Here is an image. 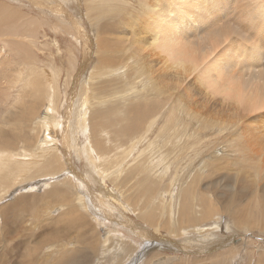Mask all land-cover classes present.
<instances>
[{
    "label": "rangeland",
    "instance_id": "374dc122",
    "mask_svg": "<svg viewBox=\"0 0 264 264\" xmlns=\"http://www.w3.org/2000/svg\"><path fill=\"white\" fill-rule=\"evenodd\" d=\"M105 1L104 0H0V13L3 10L5 11L7 10V12L5 13L4 11L3 14H6L5 18L6 16L11 15L10 16L11 18H7V19L12 20L10 22L9 21L6 22L5 29H3L4 31L0 32V35L9 33L13 37L6 41H2L1 42L2 46L4 47V49H6L9 52L10 50L14 51L17 49L14 46V44H18L16 40L18 41L20 39L23 40L21 44L18 45L19 48L20 46L23 47L19 50L18 53L10 52L12 55L13 68L15 69V71H13L12 68L13 71L12 79L14 78L18 80V83L14 84L13 87L9 88L8 90V93H10V98L8 101L9 104H7L8 107L4 106L1 102L0 106H2V112L0 113V129L7 130L11 126V124L7 125V123L5 122L2 123V121H4L3 118H8V117L17 118L18 116L21 115L22 109H26L30 107L31 103L37 106V113L33 117V120L26 122L23 126V130L21 132L23 137L19 142L17 148L11 149L12 150L11 160L9 161L13 164L21 163L22 165H25L30 168L35 164L39 165L45 161L42 155L44 149L52 148L53 150V148H56L63 156V157L59 156L58 159L66 160V161H68L67 159H69L72 164L71 166L70 164L63 163V171L61 167L57 166V171L54 175H52V177L41 176L35 179L27 180L25 182L23 181L20 184L11 183L10 185L8 184L4 186L0 185V264H2V260L4 258L8 259V257H10L9 256L10 254L11 256L13 255L10 252L11 250H6L5 248L12 249L14 246L18 244H22L24 242L26 245L22 246L19 251L17 252L15 251V253L18 252L19 253L17 254V256L12 257V260L14 262H17V264L20 263L30 264L34 261L35 257L39 256L40 258H42L46 254H48L49 258L55 261L56 259H59L61 255H63L65 252L73 249H82L81 244L83 246L85 245L88 246L92 242L94 247V253H93V257L87 264H117L118 256L121 254L122 248L118 247L116 248L113 254H110L109 253L110 247L106 246L105 242L103 241L105 238H108L110 236L113 237V233H116L117 235L121 236L123 239H125V241L129 245L134 247L135 254L130 258V262L128 264H130L131 262H133L132 264H148L149 260L152 258V256H154L155 252L156 253L161 252L162 254H164V256L173 258L174 259L173 264L176 263L195 264L196 260H200V262H202L203 264H259L260 255L264 256V208L262 206V202L257 201V199L259 198L253 197L252 195L253 192L249 194L251 192V189L248 187H251L252 185V183L250 185L251 180L249 179H252L253 182V178L251 177L248 178L247 179L248 181L245 183V185L241 183H237L238 181L237 173L240 170V167H232V169L237 170L235 172L234 170L231 169L229 170V166H231L232 163L227 162L226 161L227 159L226 160L223 159L220 162L215 161L216 157H221L223 150L224 152L226 150L228 151L230 150L231 145L233 146L232 143L227 144L226 142H221L222 141L221 138H226V137H224L225 136L224 134H218L217 131H227L229 129H232V131L230 130L226 132L232 134L234 132L233 130L235 129L234 126H236L235 118L238 116L235 115L237 113L234 115L235 117L232 116V114L235 112H233L231 115H228L231 113L232 110H228V109L225 110V108L219 106L217 108L216 115L215 114L213 115L214 119L212 122L217 124V126L214 128L215 129L214 131H216V133L214 131H206L199 126L198 124L199 121L191 117L190 115H185V113H183V115L180 116V111L172 113V115H174L175 117L172 116L171 113H168L167 115L165 114L162 115L161 112H156L159 110H156L154 108L160 107L164 102L163 99L159 96L154 95L153 91L150 92L151 89L148 84H140V85L138 84L135 86L134 90H132L133 89L132 85H134V81L132 80L131 78L132 75L130 73H128L130 75L125 74L122 76L121 75L119 76L118 74L117 77L119 78L115 77V79L113 78L114 75L106 76L104 74L105 72H103V70L105 71L106 65L103 67L100 66L97 55V51H99L102 56L105 54L104 49L102 48L100 49L99 47H97V42H100L99 36L100 34L102 35L103 28L104 30H106L107 28L110 29L111 27L118 28L119 27V25H117L118 18L122 17L124 21L127 22L128 18L131 19V17L133 18L134 16L139 15V9L141 7L139 6L138 0H129V2L128 0H109L107 1V3ZM111 1L114 3H112ZM224 1L222 0L223 4H221L222 2L221 3H219L218 1L215 2V5L218 2L217 8L220 11V13L219 11H217L219 14H217V12L215 13L216 15H218V20H219L218 21L219 23L217 24H220L221 21L220 26H225V27L227 26V28L229 29L235 27L236 30L234 31L239 34H233L232 37L234 35L240 36L241 32L244 33V35L243 34L241 35H243V37L245 36L244 37L245 39L247 38L246 40L249 42L248 46L250 47L257 42L261 43L262 39L256 41L255 37H253L255 33L254 31H256L255 29H253V27L259 26L258 25L259 20L262 22V17H264L263 12L261 18L257 17L258 14L255 11V8L257 9L258 8L257 6L262 4L261 2L264 1L263 0H248V1L224 0ZM252 1L257 2V4L255 5L256 7L249 6V3H251ZM210 2H211L210 0H206L201 7L208 6ZM122 3H124V5L126 6L122 5ZM129 6L133 9H131ZM109 7L110 10L112 9L111 10L112 12L109 11ZM137 7L139 9H137ZM115 8L118 10H116ZM119 8L121 9V11L126 10L127 12L125 14H121ZM224 11L226 12V14ZM201 12L202 11H200V13ZM249 12L251 13L249 14ZM1 14L0 17L2 16L4 17V15ZM250 15L251 17H253L254 19L253 22L255 23L254 25L256 26L252 24L253 19L250 20L249 17ZM196 18H197L196 15L193 16V20H195ZM213 18H214L213 16H210V21L209 18L206 20V22H209L210 25H207L205 23L204 24L205 29L208 26H211V24L212 25L214 24L215 19ZM228 18L230 19L228 20ZM239 19L243 21L246 20L245 23L243 22L244 25L243 23H241V20ZM225 22L227 23V25ZM250 24L251 26L252 25L253 26L250 27ZM263 26L264 24L261 25L260 28H262ZM243 27L245 28V32L248 33L243 32L244 31ZM249 27L251 30L249 29ZM228 31L229 33H231L230 30ZM183 32H185V30ZM204 33H205L204 31L198 32L197 36H195L196 39L198 38L199 40L198 36H200V38L202 37V39H200L199 41H202ZM260 36L263 38L264 41V36L262 35V32ZM16 37L18 39H16ZM232 37H230L229 41L227 40V42H225L222 48H220L218 51L221 52L224 51L225 49L228 50V49L236 48L234 50H237V52H235L232 49L233 52H231L230 59L233 58V61L236 60L237 62L239 61L238 59L239 53H242L240 49L242 48L243 45L242 43L244 42L240 43L239 40H236L237 37H233V38ZM101 39L109 40L107 41L109 42L108 43L109 46L110 45L112 46L113 44H116V47L118 46L117 42L116 43L113 42L116 41L115 37L108 36V34H105V32L101 36ZM263 43L264 42L261 43L263 47L260 50L263 57V61L258 63L260 70L264 68ZM91 50L94 52L95 55L93 60L91 57H88ZM226 50L224 51L225 53L221 52V54L225 55ZM119 52L120 50L112 49L109 52L110 54L108 53L109 55L108 59L110 60L114 59ZM111 54L114 55V58L112 57ZM128 54H130V52ZM244 55L241 56V58L239 57L241 59L240 61L242 60L246 61L245 59L247 55L245 57ZM125 56L127 55H124L122 58H125ZM222 59L224 60V58ZM256 59L257 58H255V61ZM87 62L90 63H89L88 72L86 73L85 78L83 77L84 80L82 78L81 81L79 82L77 81L79 84L77 82H75L76 83L75 84L74 83L75 75ZM230 63L231 62H229V64ZM128 66L126 67L127 70L129 68V70L131 71L130 68L131 66L130 65ZM241 66H239L238 69H235V72L236 70L240 71V68L244 67L245 64L242 67ZM257 66L255 68L258 70V71L256 70V73L259 72ZM98 67L99 69L101 68V71L103 72V75H105V77H103L101 74H98L99 73V71L97 70ZM33 69H35V71ZM233 69L231 68L229 69V71L233 72ZM96 72L99 76L96 74ZM119 72H122V70H119ZM41 78H42V82L40 80ZM50 78L53 79L50 80ZM94 78L95 81L93 82V84L95 85V87L98 89L99 92V93L97 92L96 95L101 100L99 99L94 100L95 98L92 97L88 99L87 100L88 102L84 105L83 103L85 98L84 88L86 85V80L87 79L94 80ZM127 78L129 82L125 81L127 80ZM46 80L48 85H46ZM115 80L117 82L121 80L118 83L120 84V82H122V84L119 85ZM192 80H193L192 78L191 79L188 78L186 80V83L191 84L193 82ZM37 82L39 83V85L41 83V85L47 86V89L45 87H42L41 85L39 89V85ZM115 82L118 84V86L117 84H115ZM135 83L137 84L139 83V81ZM50 87L52 89L51 95L56 96L54 101L52 98H48L46 94L47 90ZM55 87L56 89H58V91L54 90ZM142 87H147V88L144 89ZM37 88L40 94L37 92ZM113 88L116 91H114ZM137 88L138 91L135 92ZM69 92L72 94L71 97L73 96V112H72L71 121L72 123H74V125L72 124L73 126L72 129H73V141L75 145L73 146L74 148L72 147V150H70V152H67L66 149L63 148V140L61 139L60 135L57 134L52 135L53 137H55L53 139H51V137L48 136V133L51 132L50 130L51 128L50 127L48 128L47 131L48 133L46 132V129H47V124L49 123L51 118H47L46 114L49 113L48 108L51 106L54 107L55 104L58 109L62 105H66V103L62 99L59 103V96L60 95L63 96ZM112 92L116 98L118 97V99H120V97H122V99L114 100L115 97L114 95L112 96ZM121 93H124V95L122 94L123 95L122 96ZM135 93L138 94L136 95ZM194 93H197V90L195 88H194ZM128 94L130 95L129 97ZM132 94H134L133 95L134 98ZM144 94L147 96H145ZM135 97L136 98L138 97L139 99L138 98L136 99ZM151 97L152 100H150ZM102 98L106 100L104 101ZM107 98L109 99L108 100L109 103L107 102L106 104ZM142 98L143 100H141ZM112 100L115 103L112 104L111 102ZM117 101H119V103ZM149 101L155 103V105L152 106L151 108L154 110L156 114V115L154 114V117L157 115L158 116L153 119L155 123L153 125L152 130H150L151 129L150 128L148 130L149 133L145 132L146 135H144L143 141L141 143L137 139V137L141 133V128H138L139 130L135 133L133 139L126 141L124 143L122 142L123 144H125L127 147H129L131 150L135 152L134 154L132 153L133 157H131L132 156L131 155L129 159L126 160L122 154L123 150H120L118 147L114 148L121 141H119V138H117L113 133L115 132V130L118 129V127L120 128L122 125H125L129 122H130L129 125L132 124L134 121V117H133L134 115H132L131 112L136 110V107L145 106L147 104L146 102ZM97 102L99 104H96ZM160 102H162V104ZM100 104H102L103 106L101 105L102 106L101 107ZM263 104L264 102L262 103V105ZM105 105L106 106L108 105L107 110L105 108L106 107ZM121 107L124 108L125 110L122 109ZM90 109L91 110L93 109V111H91ZM116 109L118 110V114L116 113L117 112ZM242 109L243 108L240 109L241 112H243ZM248 109L250 108H247L246 111H250ZM62 110L64 112L63 115L65 116L66 113L68 112L64 111V108ZM224 110L227 116L221 117L225 115L223 114ZM88 111L93 115L90 114ZM255 111L256 112L253 113L251 109L250 111L251 113L249 112L251 116L247 112V115L245 114L246 115L245 117H244V113L243 114L240 113L241 122H243L242 117L244 118L245 122H248L247 120H250L251 118L254 117L253 114L257 115L258 113V116H260L258 120L260 122L259 123L257 122L258 123L257 131L258 133L260 132V134L261 133L263 134L264 110L262 112V110L260 109L261 111L260 114L262 115H259V111L258 112L257 110ZM94 112L97 113L94 114ZM105 112H107V114ZM159 113H161L160 116ZM97 114L98 115L100 114L101 116L100 115L98 116ZM248 115L249 117H251L250 119H248L249 118L247 117ZM95 117L98 119H96ZM225 118L227 121L225 120ZM227 118H230L232 120L234 118L233 122L234 121L235 122L233 123L232 120ZM64 119L65 118H62V116L58 118V125L60 127H63ZM170 119L171 121L168 122ZM111 120L114 121L115 123L113 122L114 123L113 124L112 122H109ZM224 120L226 121V123H224ZM79 121L81 123L80 124L81 128L76 126L78 125ZM252 121L253 119H251V122ZM172 123L173 125L176 124L177 127L176 125L173 126ZM230 124L232 125L233 128L230 127L231 126ZM92 125L95 126L96 129ZM56 127L57 126L53 125L52 130L53 128ZM77 127L79 129H77ZM260 127H263V130H261ZM259 128L261 131L259 130ZM94 130H96V132ZM102 130H104V132ZM166 130L167 131L170 130V131L167 132ZM175 131H178L177 134L178 136L184 135L183 136L184 140L182 139V136L179 137L180 139H182V144H184L182 146H184V149L182 148V146L177 147L179 152L176 149L175 151L177 152L174 154L171 145H174L177 142V140H173L171 139V137L173 138V136H176L174 135L175 133H177ZM108 133H110V138ZM166 133L171 134V136H169ZM164 135L165 136L167 135L166 138L164 137ZM94 136H98V137L100 136L101 139L105 137L104 138L105 140L103 139L102 141L104 142L106 141L105 142L106 145L110 147L109 154L102 153L101 151L98 150L95 144ZM161 136H163L161 140H163L164 144H167L168 140L170 141L171 145L168 142L166 148L167 150L170 151L161 150V145H159ZM127 138L128 137H126V139ZM113 139L114 142H116L118 139V142H116L117 144L113 142ZM107 141H112L114 144H111L112 142L110 143ZM152 142H157L159 149L157 148L156 152H146L149 144ZM220 142L221 144H219ZM123 144L120 143L119 145H123ZM134 145L135 147L133 148ZM191 145L193 146L191 147ZM2 147L5 148V146ZM3 151L4 150H2V152ZM68 154L70 157H68ZM138 154L144 157L140 160V162L145 161L144 160L145 157L146 159L150 157L161 158L160 160L162 159L166 160L169 157L170 160L173 161L176 156L178 158L175 159L176 161L174 162L171 161L172 165H170V162H167L163 167L165 170H162V168H160L159 172L160 173L162 172L161 173L162 177L161 174L160 176L157 177L156 174L153 175V173H155L154 172L155 169L152 170L151 167L150 168L147 167L150 165L149 163L143 164L136 159ZM156 161L159 162L158 160ZM222 162L227 163V165ZM88 164L94 165L95 167L103 170V172L107 173L109 177L104 180L103 185L109 189L116 190L117 192V195L108 192V195L110 194V201H111V206L113 208V212H107L106 210H104L105 211L104 215L106 214L105 217L107 216V214H109L108 215L109 218L112 217L116 218L118 219L117 220L118 223L122 224L126 219L124 217L129 216L128 219L129 218L130 220L132 219L131 221L135 223L134 225L136 227H138L136 231L144 235L141 236V235H137L135 232L124 230L125 228L123 227L120 228L116 222L115 224L120 229L117 232H115L113 230L112 225L110 224L108 217H106L108 220L101 217L99 215V212L95 209L92 210L91 207L89 211H86L83 208L86 205H88L90 202L89 191L88 189L82 190L79 185L69 180L68 176H70L75 171L76 177L78 176L80 177V179H82V181L84 180L85 182H87L86 179H84L83 170ZM221 164L222 167H224L223 165H226L225 166L226 169L222 168ZM217 166L218 167L220 166L223 170L220 167L217 168ZM139 167L140 169H138ZM32 169H35V167L31 168L30 170L32 171ZM146 172L147 175H145ZM8 174L9 173L6 172L0 173V175H6V176ZM23 175L25 177L27 174L23 173ZM115 177L116 180H114ZM150 184L152 187L150 186ZM254 185L255 186L254 187L252 186V188L255 189L256 195H262L263 197L264 182L262 183V179L260 178L256 179ZM3 189L5 190L3 191ZM97 189L98 188H95V190L93 189V194H91V197L93 199L95 198L94 194L95 193L97 194L99 192ZM200 195H203V197L205 196V198L207 197L206 203L211 202V204H213L210 208V210L212 209L210 211L211 212L210 215L212 217H210L206 221L207 223L205 225H203L205 223L204 222L202 224H199L197 227L195 226L192 227L188 225L186 227L183 226V229H180L179 225H181V210L183 207L182 205L190 204L194 207H197L194 208V212L199 213L198 211L200 210V208H198L199 207L198 204L200 205V201L198 203L197 199ZM235 195L244 197V200H242L241 202L239 203L235 202L236 204L235 206L241 209L240 212L245 210L243 212L244 217L242 221L241 220L239 221V224H237L235 220L233 221L234 219L233 216H229L227 214L222 213V209L228 206V204L232 202L231 196H235ZM113 196H115L114 198L116 199H114ZM120 201L121 203H119ZM127 203H131L132 210H134L136 214H140V216L146 215L149 212H156L157 213L156 219L158 220V223L164 222V225L168 227L164 228V226H161V228L157 230L156 227L151 226V224L147 222H143L141 219H139L138 215H136L134 212L131 213L132 212L131 211L130 212L131 214H129L126 210L129 209ZM203 208L204 207L202 206V209ZM71 213H75L80 216H83L84 220H86L88 223L86 225V228L85 227L82 228L81 225L75 224L73 226L68 227V229H66L67 224H65L63 221H65L64 219L66 218L65 222L68 223L69 219L67 220V218L72 216ZM218 213L219 216H216V214L218 215ZM121 214H123L124 216ZM207 217L208 216H206V218ZM63 224H65V228ZM6 226H8L10 229L6 230ZM7 231H9V233ZM81 233H83L84 236ZM93 233H96L94 234L95 238L93 237ZM210 233H213L215 235V239H214L215 242H210V243L204 242L203 237H205L206 240L211 241L209 236ZM56 234L59 235L61 234V236L64 235L65 237L67 236L68 237L66 238V240H62L61 236L59 238L58 235L59 238L58 240ZM66 234L68 235L66 236ZM183 234H188V235L191 234L190 238H192V240H186L181 242V240L185 239V237H183ZM91 235H92V241H90ZM69 236L71 237L69 238ZM97 236L99 237V239ZM56 238L57 240H55ZM168 238L171 240H169ZM12 239L13 242H11ZM95 239H97V241ZM21 240L24 242H22ZM44 240L45 242L51 240L53 241L54 244L45 245L41 249L37 250L30 258H27L25 256L26 252L29 249L41 245ZM173 240L178 241L176 243H179V247L175 246L171 242ZM69 241L70 244H67ZM10 258L8 259L9 262H10ZM179 258L180 260H178ZM262 264H264V259H262Z\"/></svg>",
    "mask_w": 264,
    "mask_h": 264
},
{
    "label": "bare ground",
    "instance_id": "6f19581e",
    "mask_svg": "<svg viewBox=\"0 0 264 264\" xmlns=\"http://www.w3.org/2000/svg\"><path fill=\"white\" fill-rule=\"evenodd\" d=\"M107 1H109V0H106L105 2L107 3ZM138 1H139V6L141 7L140 9L137 7V9H139V15L138 16H134L133 18L131 17V19L128 18L127 22H125L122 17L118 18L117 19V21H118L117 25H119L118 28L111 27L110 29L107 28L106 30H104V28H103V30H102V35L105 32V34H108V36H114L115 37L116 41H113V42H115V43L117 42V44H118L117 47H116V44L109 46L108 45L109 42H107L109 40L101 39V36H102L101 34L99 36L100 42H97V47H99L100 49L101 48L104 49L105 54L102 56L100 54V52L97 51V55H98V61H99L100 66L103 67L106 65L105 71L102 68L103 72H105L104 74L106 76H113L114 75L113 78L115 79V77H117L118 74H119V76L120 75L122 76V75L130 73L132 75L131 78L134 81V85H132V87H133L132 90H134L135 86L138 84L139 85L140 84H148L150 89H151L150 92L153 91L154 95L159 96L163 99V101H164L163 104H162V102H160L162 105L160 104L161 105L160 107L154 108L156 110H159L156 112H161L162 115L163 114L167 115L168 113H171V115H172V113L180 111V116H182L183 113H185V115H190L191 117L198 120L199 126L203 130H206V131H214L215 130L214 128L217 126V124L212 123L213 119H214L213 115L214 114L216 115V111H217V108L219 106L222 108H225V110L226 109L232 110L230 114H228L229 113V111H228V113H227L228 115H231L233 112H235V113H233L232 116H234L236 113L239 114V115H237V114L235 115V116L239 117V120H238V117L235 118L236 122L235 121L234 122H235L236 126H234L235 129L233 130L234 132L232 134L226 133L227 131H230V130L232 131V129H229L227 131H217L218 134H224L225 135L224 137H226V138H221L222 139V141L220 140L221 142H226L227 144L232 143L233 146L231 145V148L228 151L226 150L224 152V150H223L221 157H216L215 161L220 162L223 159H225V160L227 159L226 160L227 162L232 163V165L229 166V170L230 169L234 170V169H232V167H240V170L241 169L242 170L241 171L239 170L237 173V179H238L237 183H241V184L245 185V183L248 181L247 180L248 178H250V177L253 178V182H252V179H249V180H251L250 185L252 183L251 187H248L251 189V192L249 194H251L253 192V194H252L253 197L259 198V199H257V201L262 202V206L264 208V196L262 197V195H256L255 189L252 188V186L253 187L255 186L254 183H255L256 179L260 178V179H262V183L264 182V133L260 134V132L258 133V131H257V129H258L257 124L260 122L258 120L260 117V116H258V113H257V115L253 114L254 115L253 118L249 117V115L251 113L250 112L251 109H252L253 113L256 112L255 110H257V112L259 111V115H262V114H260V112H261L260 109L262 110V112L264 110V108H263L264 104L262 105V103L264 102V71H263L264 68L262 70H260L259 64H258L261 61H263V57H262L260 50L263 47V45L261 43L264 41H263V38L260 36V34L262 32V35L264 36V26L262 28H260V27H261V25L264 24V20H263L264 17H262V22L259 20V22H258L259 26L258 27H253V29L256 30V31H254L255 33H254L253 37H255L256 41H259V39H262L261 43L257 42L253 46L250 47V46H248L249 42L246 40L247 38L245 39L244 38L245 36L243 37L244 33L241 32V34H243V35L240 34V36L239 35L233 36V37H237L236 40H239L240 43L244 42V43H242L243 45H242V48L240 49L242 51V53H239V55H238L239 61L236 62V60L233 61V58H231L232 60L230 59L231 52H233L232 49L234 50L236 48L231 47L232 49H228V50L225 49L226 50L225 55L221 54V52L225 53L224 49H223L224 51H221V52L218 51L220 48H222L224 43L227 42V40L229 41L230 37H232L233 34H239V33H236L234 31V30H236L235 27H234L235 29L233 27H232V29H229V28H227V26L226 27L220 26L221 21H220V24H217V23H219L218 22L219 21L218 15L215 14L217 11H219L217 8V3L218 2L221 3L222 0H210L211 2L206 7H204V6L201 7L202 4L206 0H150V1L149 0L148 1L138 0ZM216 1H218V2L215 5ZM241 1H243V0H241ZM128 2H129V0H128ZM112 3H114V2H112ZM261 3L262 4L257 6L258 7L257 9L255 8V11L258 14L257 17H260V18L262 16V12L264 14V2H261ZM221 4H223V2ZM256 4H257L256 1H252L251 3H249V6L252 7V6H255ZM122 5H124V3H122ZM204 5H206V4H204ZM111 6H112V4H111ZM124 6H126V5H124ZM120 7H121V5H120ZM133 7H135V6H133ZM229 7H231V6H229ZM123 9H124V7H123ZM131 9H133V8H131ZM111 10L109 7V11H111ZM116 10H118V9H116ZM119 10L121 11L120 8H119ZM4 11L5 10H3L1 13L3 14ZM113 11H115V10H113ZM200 11H202V12L200 13ZM6 12H7V10L5 11V13ZM126 12L127 11L125 10V11H121L120 13L125 14ZM219 13H220V11H219ZM219 13L217 12V14H219ZM250 13L251 12H249V14ZM225 14H226V12H225ZM3 15H4V17L3 16L0 17V32L4 31L3 29H5L6 22L12 21V20L7 19V18H11L10 17L11 15L6 16V18H5L6 14H3ZM195 15L197 18L195 20H193V16H195ZM210 16L214 17L213 19H215V22L213 25L211 24V26H208L205 29L204 28L205 23L207 25H210L209 22H206V20L208 18L210 21ZM249 17H250V20L253 19V17H251V15ZM240 18H242V17H240ZM229 19L230 18H228V20ZM188 20H190L191 22ZM239 20H241V19H239ZM245 21L241 20V23H243V22L245 23ZM253 21H254V19L252 20V22ZM244 23H243V25H244ZM247 23H248V21H247ZM252 24L254 25L255 23L253 22ZM256 24H257V22H256ZM122 25H124V26H122ZM223 25H225V24H223ZM226 25H227V23H226ZM229 25H231V24H229ZM252 26L250 24V27H252ZM254 26H256V25H254ZM250 27H249V29H250ZM239 28H238V30H239ZM183 29L185 30V32H183L184 31ZM260 29H261V31H260ZM262 29H263V31H262ZM228 30H230L231 33H229ZM241 30H243V29H241ZM200 31L205 32L203 35L202 41H199L200 39H202V37L200 38V36H198L199 40H198V38L196 39V37H195V36H197L198 32H200ZM246 31H248V30H246ZM243 32H245V28H244ZM245 33H248V32H245ZM241 36H242V39H241ZM11 38H13V37L9 33L4 34V35H0V105L2 102V104L6 107H8L7 104H9L8 101L10 98V93H8V90H9V88H12L14 84L18 83V80L14 79V78L12 79V77H13L12 72L15 71V69L13 68L12 55L10 52L18 53L19 50L21 48H23L21 46L19 48V46H18L19 44H21V42L23 40L20 39L21 41L20 40L18 41V40H16V39H18L16 37L15 40L18 42V44H14V46L17 49L14 51L10 50V52L7 51L6 49H4L1 42L6 41V40L11 39ZM102 44H103V46H102ZM120 44L124 45V46H121ZM114 45H115V47H114ZM112 49L113 50H120V52L118 53V55L116 54L117 56L115 58H114V55L111 54L114 59L110 60V59H108V56H109L108 53ZM122 49H124V50H122ZM234 51L237 52V50H234ZM129 52H130V54H128ZM244 54L247 55V57L245 59L246 61H244V60L240 61L241 56H243ZM124 55H127V56H125V58H122ZM246 55H244V57ZM94 56H95L94 52L91 50L88 57H91L93 60ZM223 56H225V57H223ZM112 57H110V58H112ZM222 58H224V60ZM255 58H257L256 61H255ZM229 62H231V63L229 64ZM234 62H236V63H234ZM89 63L90 62H87L85 65H83V67L80 69V71H78V73L75 75L74 83L77 81L78 82L81 81L83 77L85 78V75L88 72ZM244 64H245V66L242 67ZM128 65L131 66L130 67L131 71L129 70V68H128L129 71L127 70L126 67ZM239 66H241L242 68H240V71L236 70V72H235V69H238ZM256 66L259 69V72H257V73H256L257 69H255ZM261 66H260V68H261ZM99 67L97 69L99 71L98 74H101L103 77H105V75H103V72L101 71V68L99 69ZM12 68H13V71H12ZM231 68L232 69L234 68L233 72L229 71V69H231ZM33 70L35 71V69H33ZM119 70H122V72H119ZM254 70H255V72H254ZM96 74H97V72H96ZM130 74H128V75H130ZM23 77H25V76H23ZM84 78H83V80H84ZM95 78H94V80L93 79H87V80L85 79L86 85L84 88V95H85L84 102H83L84 105L88 102L87 100L92 98V97L95 98L94 100H97V99L101 100L96 95V93L98 92V89L93 84V82L95 81ZM106 78H108V77H106ZM117 78H119V77H117ZM117 78H116V80H117ZM120 78H122V77H120ZM128 78H127V80H125L126 82L128 81ZM188 78L193 79L192 80L193 82L191 84L186 83V80ZM51 79H53V78H50V80ZM111 79H109V80H111ZM124 79H125V77H124ZM40 80L42 82V78ZM102 80H103V78H102ZM121 80H119V81H121ZM137 81H139V83L136 84L135 82H137ZM72 82H73V79H72ZM116 82H115V84L118 83V82L117 83ZM84 84H85V82H84ZM118 84H117V86H118ZM120 84H122V82H120ZM38 85H39V83H38ZM40 85H41V83H40ZM40 85H39V89H40ZM46 85H48L47 80H46ZM41 86L45 87L47 89V86H44V85H41ZM142 88L145 89L147 87H142ZM194 88L197 90V93H194ZM139 89H140V87H139ZM54 90L58 91V89H56V87L54 88ZM71 90H72V88H71ZM113 90H114V88H113ZM114 91H116V90H114ZM137 91H138V88L135 90V92H137ZM37 92L40 94L38 88H37ZM43 92H45V91H43ZM51 92H52V89L50 87L47 90L46 94H47L48 98H52L54 101L56 96L51 95ZM113 92H112V96L114 95ZM138 93H135V94L137 95ZM110 94H111V92H110ZM122 94L124 95V93H121V95ZM71 95L72 94L70 92L66 93L63 96L60 95L59 96V103L62 99L66 103V105H62L58 109L56 104H55L54 107L51 106L48 108L49 113L46 114L47 118H51L49 123L47 124V129H46V132H47L48 128L49 127L51 128L50 129L51 132L50 133L47 132L48 136L51 137V139H53L55 137H53L52 135H55V134L60 135L61 139L63 140V148L66 149L67 152H70V150H72V147L75 145V143L73 141V129H72V127H73L72 124L74 125V123H72V121H71L72 112H73V96L71 97ZM74 95H75V92H74ZM133 95L134 94H132V96ZM144 95H143V97H144ZM117 96H118V94H117ZM129 96L130 95L128 94V97ZM145 96H147V95H145ZM149 96H151V95H149ZM100 97H101V95H100ZM114 97H115V95H114ZM108 98H107L106 104H107V102L109 103ZM115 98H114V100H121L122 99V97H120V99H118V97L116 99ZM133 98H134V96H133ZM46 100H47V98H46ZM141 100H143V98ZM148 100H149V97H148ZM150 100H152V97ZM134 101H135V99H134ZM18 102H19V100H18ZM98 102H100V101H98ZM98 102L96 104H99ZM101 102H103V101H101ZM111 102H112V104L115 103L113 100ZM117 102L119 103V101H117ZM123 102H125V101H123ZM139 102H140V100H139ZM103 103H105V102H103ZM146 103L147 104L145 106L136 107V110H134L133 112L130 111L131 114L134 115L133 116L134 121L132 124L129 125V123H130L129 122L125 125H122L120 128L118 127V129L115 130V132L113 133V134H115V136L117 138H119V141H121V142H119V144L120 143L123 144L124 142L133 139V136L139 130L138 128H141V133L137 137V139L141 143L143 141L144 135H146L145 132L149 133L148 130L150 128H151L150 130H152L153 125L155 123V121H153V119L156 118L158 115L154 117L155 112L151 108L152 106L155 105V103L151 102V101L146 102ZM50 104H51V102H50ZM123 104H121V105H123ZM101 105L102 104H100V106ZM107 106L105 107L106 110L108 109ZM131 106H132V104H131ZM63 108H64V111L68 112V113H66L65 116L63 115L64 114V112L62 110ZM241 108H243L242 109L243 112H241V110H240ZM247 108H250V109H248L250 111H246ZM118 109H120V108H118ZM122 109H124V108H122ZM253 109H254V111H253ZM225 110H224L223 114H225ZM91 111H93V109ZM116 111L115 112L118 114L117 109H116ZM1 112H2V106H0V113ZM127 112H128V110H127ZM247 112L249 114L247 116V117H249L248 119L251 118V119H253V121L251 122V119L250 120L246 119L248 122H245L244 118L242 117L243 122H241L240 113H242V114L244 113V117H245L247 115ZM36 113H37V106L34 105L33 103H31L30 107H28L26 109H22L21 115L19 114L20 116H18L17 118H9V117L3 118L4 121H2V123L5 122V123H7V125L11 124V126L7 130H1L0 129V152H2V150H4L2 153H0V173L6 172L9 174L7 176L6 175H0V185H3V186L6 184L10 185L11 183L12 184L13 183L20 184L23 181L25 182L27 180L35 179V178H38L41 176L52 177V175H54L57 171V166L61 167L62 171H63V163L64 164H70L72 166L69 159H67L68 161L58 159L59 156H61V157H63V156L60 154V152L56 148H53V150H52V148L44 149L42 155H43V158L45 161L39 165L35 164L34 166H31L30 168L25 166V165H22L21 163L13 164L9 161V160H11V153H12L11 149L17 148L19 142L21 141V139L23 137L21 132L23 130L24 124L28 121H32L33 117L36 115ZM96 113L97 112H94V114H96ZM105 113L107 114V112H105ZM116 113H115V115H116ZM161 113H159V116ZM90 114H92V113H90ZM17 115H18V113H17ZM61 116H62V118H65L64 122H63V127H60L58 125V118ZM106 116H108V115H106ZM172 116H174V115H172ZM225 116H227V115L225 114L224 116H221V117H225ZM104 118H106V117H104ZM166 118H167V116H166ZM92 119H94V118H92ZM96 119H98V118H96ZM101 119H102V117H101ZM171 119L168 122H170ZM227 119H230V118H227ZM202 120H204V121H202ZM225 120H226V118H225ZM225 120H224V123H226V121H227V120L226 121ZM230 120H232V119H230ZM233 120H234V118H233ZM233 120H232V122H233ZM109 122L113 123L114 121L111 120ZM173 123H175V122H173ZM173 123H172V125H173ZM204 123H205V125H204ZM80 124L81 123L79 121L78 125H76V126L80 127ZM53 125H55L57 127L53 128V130H52ZM175 125H173V126H175ZM223 125H225V124H223ZM226 126H227V124H226ZM256 126H257V128H256ZM260 126H262V125H260ZM78 127H77V129H79ZM93 127L95 128V126H93ZM171 127H169V128H171ZM176 127H177V125H176ZM230 127L233 128L232 125ZM260 128H261V130H263V127H260ZM260 128H259V130H260ZM225 129H227V128H225ZM172 130H173V128H172ZM218 130H221V129H218ZM94 131L96 132V130H94ZM102 131L104 132V130H102ZM168 131H170V130H168ZM175 132H177V133H175ZM175 132H174L175 134L174 133L173 134L176 136H173V138L171 137V139L177 140V142L174 145H171L170 141L168 140L169 144L172 146L174 154L177 151L179 152L177 147H181L182 145H184V144H182V139H183L184 135L178 136L177 135L178 131H175ZM214 132L216 133V131H214ZM161 133H162V131H161ZM181 133H183V132H181ZM166 134L171 136V134H169V133H166ZM108 135L110 138V133H108ZM106 136H107V134H106ZM166 136L164 135L165 138H166ZM181 136H182V139L179 138ZM126 137H128V138L126 139ZM104 138L105 137H103L101 139L100 136L99 137L94 136L95 144H96V147L98 148L99 151H101L102 153H105V154H109L110 153V147H108L106 145V143H105L106 141L105 142L102 141ZM162 138H163V136L160 137V142H159L160 143L159 145H161V150L170 151V150L166 149L168 142H167V144H164L163 140H161ZM107 142L111 143L112 141H107ZM113 142H114V139H113ZM113 142L111 144H114V143L117 144L116 142H118V139L116 142H114V143ZM164 142H165V140H164ZM183 142H186V141H183ZM221 142L219 144H221ZM119 144H117L116 146L114 145L115 146L114 148L118 147L120 150H123L124 152L122 151V154L126 160L129 159V157L132 155V153L133 154L135 153L133 150H131L125 144H123V145H119ZM2 146H5V148ZM192 146L193 145H191V147ZM201 146H202V144H201ZM134 147H135V145L133 146V148ZM225 147H227V146H225ZM157 148H158L157 142H152L149 144L146 152H156ZM182 148L184 149V146H182ZM164 149H166V150H164ZM176 149H177V151H175ZM185 149H186V146H185ZM67 152H66V154H67ZM68 157H70L69 154H68ZM131 157H133V155ZM142 158H144V157L141 156L140 154H138V156L136 157V159L139 162ZM177 158L178 157L176 156L174 158V161H176L175 159H177ZM160 159L161 158H154V157H150V158L146 159V157H145V159H144L145 161H141L140 163H143V164L149 163L150 165L147 166V164H146V166L149 168L151 167L152 170L155 169L156 171L154 170L155 173H153V175L156 174V176L158 177L162 173V172L161 173L159 172V169L162 168V170H165L163 168L165 166V164L167 162H170V165H172L171 161H173V160H170L169 157L166 160H163V159L160 160ZM156 160H158V161L160 160V161L157 162ZM134 161H136V160H134ZM133 163H135V162H133ZM222 163H224V162H222ZM114 164H115V162H114ZM224 164L227 165V163H224ZM226 165H223L224 167H222V164H221V167L226 169V167H225ZM139 166H141V165H139ZM34 167H35V169H32V171H31L30 169L34 168ZM135 167H136V165H135ZM219 167L217 166V168H219ZM138 169H140V167ZM138 169H137V172H138ZM146 170H148V169H146ZM234 171L236 172L237 170H234ZM83 172H84V179H86L87 182H85L84 180L82 181V179H80V177H78V176L76 177L75 171L70 176H68V179L71 180L73 183L79 185L82 190L88 189L90 202L88 205H86L83 208L86 211H89L90 207H91L92 210L93 209L97 210L101 217L107 219L106 217H108L109 214H107V216L105 217L106 214L104 215V213H105L104 210H106L107 212H113V208L111 206V201H110V194L108 195V192L114 193V195H117L116 190L109 189L103 185L104 180L107 179L109 177V175L107 173L103 172V170L95 167L94 165H89V164L84 168ZM23 173L27 174V175L24 177ZM145 175H147V172ZM161 177H162V174H161ZM114 180H116V177L114 178ZM150 186H151V184H150ZM95 188H98L97 190L99 192L97 194L95 193L94 194L95 196L93 195L95 197L93 199L91 197V194H93V189L95 190ZM4 190L5 189H3V191ZM231 192H232V190H231ZM235 194H237V193H235ZM243 194H244V192H243ZM111 196H112V194H111ZM114 197L115 196H113V198ZM206 198H205V196L203 197V195H200L197 199L198 203L200 201V205L198 204V206H199L198 208H200V210L198 209L199 213L194 212V208H197V207H194L190 204L182 205L183 207L181 210V225H179L180 229H183V226L186 227V226L190 225L192 227H194V226L197 227L199 224H202L205 222L203 224V225H205L207 223L206 221L210 217H212L210 215L211 214L210 211L212 209L210 210V208L213 204H211V202L206 203ZM114 199H116V198H114ZM242 200H244V197H242V196L241 197L238 195L231 196L232 202L230 204H228V206H226L222 209V213L227 214L229 216H233V218H234L233 221L235 220L237 222V224H239L240 220L242 221V219L244 217L243 212L245 210L240 212L241 209H239L237 206H235L236 205L235 202L239 203ZM207 201H209V200H207ZM119 203H121V201ZM100 205H102V206H100ZM127 205L129 207V209H126L127 212L129 214L133 213L134 210H132V208H131L132 207L131 203H127ZM202 206L204 207L203 209H202ZM102 209H103V211H102ZM213 212H214V210H213ZM156 214H157L156 212H149L146 215H142V216H140V214H136V215H138L139 219H141L143 222H147V223L151 224V226L156 227L157 230H159L161 228V226H164V228H167L168 226H165L164 222L158 223V220L156 219V217H157ZM71 215H72L71 217L67 218V220L69 219L68 223L65 222L66 218L65 219L63 218L65 220L63 222L65 224H67L66 229H68V227L73 226L75 224H79V225H81L82 228L83 227L86 228V225L88 223L86 220H84L83 216H80V215L75 214V213H71ZM121 215H123V214H121ZM247 215H248V213H247ZM123 216H122V218H123ZM206 216H208V217L206 218ZM216 216H219V213H218V215L216 214ZM128 217L127 216L124 217L126 219L123 223L121 222L122 224H119L117 221L118 219H116V218H113V217L109 218L108 217V219H109L110 224L112 225L113 230L115 232H117L120 228L123 227V228H125L124 230H128L130 232H135L137 235H141V236L144 235V234L138 233L136 231V229L138 227H136L134 225L135 223H133L131 221L132 219L130 220V218L128 219ZM119 221H121V220H119ZM115 222L117 223V225L120 228L115 224ZM65 224H63L64 228H65ZM17 227H16V229H17ZM9 229L10 228L8 226H6V230H9ZM7 232L9 233V231H7ZM82 232H83V230H82ZM81 234H83V233H81ZM94 234H96V233H93V237L95 238ZM58 235L59 234H56L57 238H58ZM64 235H65V233H64ZM64 235L61 236V234H60L59 238L61 236L62 240H66V238L68 237L67 236L68 234H66L67 237H65ZM190 235L183 234V237H185V239L181 240V242L186 241V240H192V238H190ZM83 236H84V234H83ZM98 236H99V234H98ZM209 236H210L211 241L206 240L205 237H203L204 238L203 241L208 242V243L215 242L214 241L215 235L213 233H210ZM70 237L71 236H69V238ZM57 238L55 240H57ZM59 238H58V240H59ZM94 238H93V241H94ZM26 239H27V237H26ZM78 239H79V237H78ZM98 239H99V237H98ZM51 240H48L46 242L44 240L41 245L35 246L32 249H29L26 252L25 256L27 258H30L37 250L41 249L45 245L54 244L53 241H51ZM95 240L97 241V239H95ZM169 240H171V239H169ZM90 241H92V235H91ZM103 241L105 242L106 246L110 247V250H109L110 254H113L115 252L116 248H118V247L122 248V252L118 256L117 264H128L130 262V258L135 254L134 253L135 252L134 247L129 245L125 241V239H123L121 236L117 235L116 233H113V237L110 236L108 238H105ZM11 242H13V239ZM22 242H24V241H22ZM171 242L175 246L179 247V243H176L178 241L173 240ZM22 244H18V245L15 244L16 246H14L12 249L11 248L7 249L4 247L6 250H11L10 252L13 255L11 256V254L10 255L8 254L11 257V258L8 257V259L10 258V262L8 261V259L4 258L3 260H5L8 263H6L5 261L2 260V264H17V262H14L12 260V257L17 256V254L19 253V252L15 253V251L16 252L19 251L22 246L26 245L25 242ZM67 244H70V241ZM210 245H212V244H210ZM81 247H82V249H73V250L65 252L63 255H61V257L59 259H56L55 261H53L51 258H49L48 254L44 255L42 258L37 256L34 258V261L30 264H50V263L51 264H87V263H89V261L93 257V253H94L93 242L88 246L87 245L83 246L81 244ZM155 253H154V256H152V258L149 260L148 264H173V260H174L173 258L166 257L161 252H157L156 254ZM122 255H124V256H122ZM161 256H163V257H161ZM262 259H264V256L260 255L259 264H262ZM178 260H180V258ZM132 263L133 262H131L130 264H132ZM20 264H25V263H20ZM176 264H178V263H176ZM195 264H203V263L200 262V260H196Z\"/></svg>",
    "mask_w": 264,
    "mask_h": 264
}]
</instances>
